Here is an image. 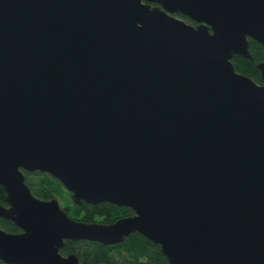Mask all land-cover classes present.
<instances>
[{
    "label": "water",
    "instance_id": "1",
    "mask_svg": "<svg viewBox=\"0 0 264 264\" xmlns=\"http://www.w3.org/2000/svg\"><path fill=\"white\" fill-rule=\"evenodd\" d=\"M185 14L195 23L185 20ZM264 0H0V259L81 264L65 239L139 231L171 264H264ZM134 213L68 214L33 193Z\"/></svg>",
    "mask_w": 264,
    "mask_h": 264
},
{
    "label": "trees",
    "instance_id": "2",
    "mask_svg": "<svg viewBox=\"0 0 264 264\" xmlns=\"http://www.w3.org/2000/svg\"><path fill=\"white\" fill-rule=\"evenodd\" d=\"M185 20L195 21L185 14H179ZM250 48L253 59L234 54L232 61L235 68L256 81L261 82L258 61L264 58V45L250 37ZM24 170L25 180L33 193L42 198L57 197L64 201L62 205L69 215L86 221L111 222L119 217L134 213L129 206L118 205L109 201L97 203L82 201L75 202L71 191L54 175L47 171ZM0 202L7 204L6 191L0 183ZM0 226L8 231H19L21 228L13 220L0 216ZM61 252H75L81 264H171L163 254L160 245L139 231H132L122 241L105 244L92 239H65ZM0 264H12L0 259Z\"/></svg>",
    "mask_w": 264,
    "mask_h": 264
},
{
    "label": "rangeland",
    "instance_id": "3",
    "mask_svg": "<svg viewBox=\"0 0 264 264\" xmlns=\"http://www.w3.org/2000/svg\"><path fill=\"white\" fill-rule=\"evenodd\" d=\"M59 201H60V199H59ZM60 204H61V205H64V201L61 200V201H60Z\"/></svg>",
    "mask_w": 264,
    "mask_h": 264
}]
</instances>
